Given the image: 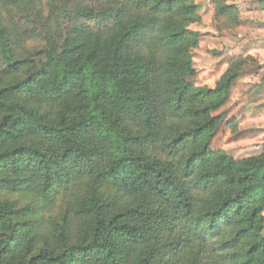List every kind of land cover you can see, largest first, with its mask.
<instances>
[{"label": "trees", "instance_id": "obj_1", "mask_svg": "<svg viewBox=\"0 0 264 264\" xmlns=\"http://www.w3.org/2000/svg\"><path fill=\"white\" fill-rule=\"evenodd\" d=\"M201 22L196 0H0V264H264V149L211 148L249 58L197 86Z\"/></svg>", "mask_w": 264, "mask_h": 264}, {"label": "rangeland", "instance_id": "obj_2", "mask_svg": "<svg viewBox=\"0 0 264 264\" xmlns=\"http://www.w3.org/2000/svg\"><path fill=\"white\" fill-rule=\"evenodd\" d=\"M202 22L192 25L203 34L194 50L197 86L214 88L232 57L249 58L239 81L231 91L212 143L213 150H225L237 160L259 155L264 149V0H234L241 11L236 28L218 31L211 0H196Z\"/></svg>", "mask_w": 264, "mask_h": 264}]
</instances>
